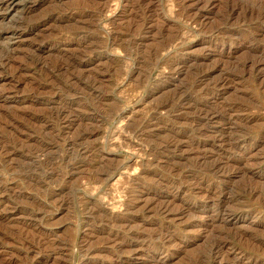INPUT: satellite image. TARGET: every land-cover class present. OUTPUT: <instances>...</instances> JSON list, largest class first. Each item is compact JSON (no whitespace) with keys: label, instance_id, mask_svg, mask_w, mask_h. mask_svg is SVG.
<instances>
[{"label":"rangeland","instance_id":"1","mask_svg":"<svg viewBox=\"0 0 264 264\" xmlns=\"http://www.w3.org/2000/svg\"><path fill=\"white\" fill-rule=\"evenodd\" d=\"M214 241L212 264H264V0H0V264Z\"/></svg>","mask_w":264,"mask_h":264},{"label":"bare ground","instance_id":"2","mask_svg":"<svg viewBox=\"0 0 264 264\" xmlns=\"http://www.w3.org/2000/svg\"><path fill=\"white\" fill-rule=\"evenodd\" d=\"M192 20V22L194 23V22H196V20H195V18H193V19H191ZM163 107H166V106H163ZM54 114H60V112L59 111H57V112H55ZM144 126V125H143ZM137 127L138 126H130L128 129H129V132L130 133H134L135 131H137ZM142 129V128H141ZM128 132V131H127ZM79 139H82V136H80V138ZM151 150H152V148H151ZM53 161V158L51 159V158H47L46 159V164L47 165H53V164H55V163H53L52 162ZM45 164V165H46ZM58 164H60V163H58ZM41 165V167H42V164H39V166ZM210 165V167H209V170H208V172L209 171H213L217 166L216 165H211V164H209ZM208 165V166H209ZM44 166V165H43ZM216 169H218V168H216ZM104 171V170H103ZM205 171V170H204ZM109 173H110V171L109 170H107V169H105V171L104 172H102L101 174H99V175H95L94 177H93V182H99L100 180H102V178H103V176H107V175H109ZM45 176H47V177H50L51 179H52V174H44ZM46 177V178H47ZM45 180H47V179H45ZM49 180V179H48ZM122 205V204H121ZM122 206H124V209H125V211H129V210H131L132 208H134V206H131V205H122ZM222 207V206H221ZM163 211L162 212H166L168 209L166 208V207H162L161 208ZM223 210V209H222ZM102 210H96V211H91V212H89V216L90 217H99V216H104L105 218V224H106V226H108V227H110V229L112 228V227H119V228H122V227H124L125 226V224L127 223V222H130V221H133L132 219H130V218H127V220H125V219H123V217H109V216H105L104 215V212H103V215H101L102 214V212H101ZM220 212H221V210H220ZM224 214V213H223ZM103 218V217H102ZM133 218V217H132ZM101 219V218H100ZM128 226V225H127ZM105 227V226H104ZM107 228V227H106ZM126 228V227H125ZM124 228V229H125ZM161 236V235H160ZM159 236V238L160 239H163L164 237L163 236H161L160 237ZM141 237H142V234L140 233V232H135V233H131V234H128V235H123L122 237H120V238H117L116 239V237L115 238H113L112 240L115 242V241H119L120 242V244H121V246H123V247H131L133 244H135L136 243V241H138V240H140L141 239ZM160 247V246H159ZM158 247V248H159ZM157 248V247H156ZM221 248H222V246H221V243L219 242V241H214L212 244H211V246H210V249H209V251H208V253H206L205 254V256H201V257H199L197 260H196V262H195V264H204L205 262H206V264H212L213 262H214V260H215V256L217 255V253L221 250ZM130 249V248H129ZM128 250V249H127ZM228 261V260H227ZM221 264V263H220Z\"/></svg>","mask_w":264,"mask_h":264}]
</instances>
